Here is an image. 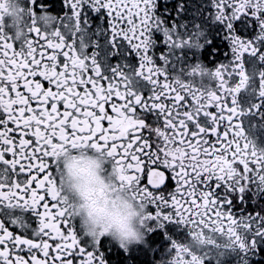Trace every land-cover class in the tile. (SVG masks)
<instances>
[{"label": "snow or ice", "instance_id": "snow-or-ice-1", "mask_svg": "<svg viewBox=\"0 0 264 264\" xmlns=\"http://www.w3.org/2000/svg\"><path fill=\"white\" fill-rule=\"evenodd\" d=\"M69 147L106 153L145 239L81 234L59 175ZM260 250L264 0H0V264Z\"/></svg>", "mask_w": 264, "mask_h": 264}, {"label": "clouds", "instance_id": "clouds-1", "mask_svg": "<svg viewBox=\"0 0 264 264\" xmlns=\"http://www.w3.org/2000/svg\"><path fill=\"white\" fill-rule=\"evenodd\" d=\"M61 188L73 206L81 234H103L113 242L131 246L145 239L141 218L145 210L121 186L106 153L69 147L59 157Z\"/></svg>", "mask_w": 264, "mask_h": 264}, {"label": "flooded vegetation", "instance_id": "flooded-vegetation-1", "mask_svg": "<svg viewBox=\"0 0 264 264\" xmlns=\"http://www.w3.org/2000/svg\"><path fill=\"white\" fill-rule=\"evenodd\" d=\"M111 258L114 261L120 259L115 253L112 254ZM251 264H264V250L258 251L257 255L251 257Z\"/></svg>", "mask_w": 264, "mask_h": 264}]
</instances>
